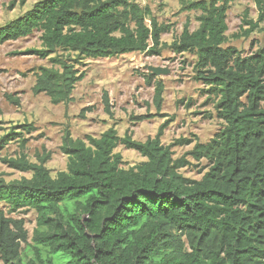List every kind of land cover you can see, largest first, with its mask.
<instances>
[{
    "label": "trees",
    "instance_id": "obj_1",
    "mask_svg": "<svg viewBox=\"0 0 264 264\" xmlns=\"http://www.w3.org/2000/svg\"><path fill=\"white\" fill-rule=\"evenodd\" d=\"M234 1L181 0V11L199 12L198 26L191 30L186 21L169 45L161 36L171 25L137 0H38L0 26V44L39 32L40 47L27 52L48 59L49 66L37 68L31 90L53 104L72 100L87 60L131 52L155 56L168 48L194 57L193 79L205 86L214 111L209 117L221 122L188 153L206 162L200 179L183 176L178 169L184 161L174 160L161 142L171 119L144 141L119 137L113 126L83 138L64 128L60 150L67 163L54 177L45 166L48 155L37 163L24 153L4 159L31 175L0 179L3 264H264V45L254 42L248 52L228 45L227 11ZM252 2L257 17L245 12L235 39L264 31V0ZM143 78L153 84L152 105L159 112L164 83ZM103 102L111 115L106 93ZM16 128L35 130L30 123L13 126L0 147L15 136L25 147ZM118 144L145 160L123 167ZM29 210L36 214L31 238L23 218L13 216Z\"/></svg>",
    "mask_w": 264,
    "mask_h": 264
},
{
    "label": "rangeland",
    "instance_id": "obj_2",
    "mask_svg": "<svg viewBox=\"0 0 264 264\" xmlns=\"http://www.w3.org/2000/svg\"><path fill=\"white\" fill-rule=\"evenodd\" d=\"M38 0H0V26L27 11ZM141 6H149L159 22L171 25L163 33L161 41L169 45L177 37L186 21L191 30L197 28L195 17L198 11H181V0H137ZM12 3V4H11ZM256 19L257 11L252 0H236L227 11L226 23L228 45L248 52L252 43L264 45V31H256L247 38L235 39V33L242 30V19ZM264 26V23L262 24ZM246 27V26H245ZM39 32L0 44V137L13 126L30 123L35 130L23 134L25 147H20L18 137L0 147V179L5 182L29 178L30 172H20L4 160L16 158L24 153L30 162L48 155L45 163L50 175L64 170L67 157L60 146L64 128L73 138L86 135L98 137L113 126L119 137L129 134L132 139L144 141L153 137L158 127L168 119L161 142L170 148L174 160H183L178 171L190 179H200L206 171L205 160L196 161L188 154L195 142L208 141L220 128L221 122L215 117L211 103H207L205 86L193 79L191 54H175L165 48L160 55L131 52L118 56L87 60L82 68L84 78L79 81L68 104H53L44 93L34 94L31 90L35 72L39 66H49L48 59H41L27 52L40 47ZM152 65L167 69L166 74L156 78L163 81L162 107L157 112L152 105L153 84H147L143 75L145 67ZM106 93L111 115L104 110L103 95ZM17 100V102H15ZM160 113V114H158ZM146 116L143 120L136 118ZM2 145V144H0ZM115 152L122 158V166L133 167L145 160L134 149L118 144ZM2 207V205H0ZM14 217L23 218L29 238L36 227L33 210L18 212ZM30 243V241H29ZM27 251L23 255H27ZM29 254V253H28ZM23 257V256H22ZM26 259V257H23ZM0 264H3L0 261Z\"/></svg>",
    "mask_w": 264,
    "mask_h": 264
},
{
    "label": "water",
    "instance_id": "obj_3",
    "mask_svg": "<svg viewBox=\"0 0 264 264\" xmlns=\"http://www.w3.org/2000/svg\"><path fill=\"white\" fill-rule=\"evenodd\" d=\"M145 69L147 70V75L148 76H160L161 74H166L167 73V69L161 68V67H156V66H152V65H147L145 67ZM160 80V77H159Z\"/></svg>",
    "mask_w": 264,
    "mask_h": 264
}]
</instances>
